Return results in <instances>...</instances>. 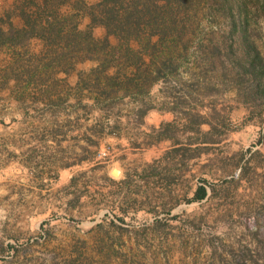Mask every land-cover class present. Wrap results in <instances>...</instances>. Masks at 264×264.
I'll list each match as a JSON object with an SVG mask.
<instances>
[{"label":"rangeland","instance_id":"rangeland-1","mask_svg":"<svg viewBox=\"0 0 264 264\" xmlns=\"http://www.w3.org/2000/svg\"><path fill=\"white\" fill-rule=\"evenodd\" d=\"M99 1L0 0V264H264V0H208L141 88Z\"/></svg>","mask_w":264,"mask_h":264},{"label":"trees","instance_id":"trees-1","mask_svg":"<svg viewBox=\"0 0 264 264\" xmlns=\"http://www.w3.org/2000/svg\"><path fill=\"white\" fill-rule=\"evenodd\" d=\"M230 2L231 0H222L226 5ZM207 3L208 0H100L89 15L91 26L102 25L106 30L101 38V45L109 47L108 54L120 51L119 48L123 46L124 52L127 55L132 52L137 60L127 75L106 73L108 67H104L101 69L102 80L107 81L110 86L131 83L141 88L140 80L151 72L152 62L160 64L169 73L175 72L186 56L183 40L189 38L195 30L199 14L204 12ZM226 13L233 30L240 31V38L244 41L246 15L241 11L239 15H235L230 7ZM110 36L117 40L116 45L110 43ZM132 43H141L142 51L135 50ZM147 56H153L149 63L146 62ZM205 194V187H200L195 198L202 199Z\"/></svg>","mask_w":264,"mask_h":264},{"label":"crops","instance_id":"crops-1","mask_svg":"<svg viewBox=\"0 0 264 264\" xmlns=\"http://www.w3.org/2000/svg\"><path fill=\"white\" fill-rule=\"evenodd\" d=\"M152 114L156 115V117L158 118V123L160 122V120L163 119V111H160V110H156L155 112H153ZM114 135V134H112ZM118 134H115L114 136H112V138L114 139H118Z\"/></svg>","mask_w":264,"mask_h":264},{"label":"bare ground","instance_id":"bare-ground-1","mask_svg":"<svg viewBox=\"0 0 264 264\" xmlns=\"http://www.w3.org/2000/svg\"><path fill=\"white\" fill-rule=\"evenodd\" d=\"M119 173L118 172H114V175L117 176Z\"/></svg>","mask_w":264,"mask_h":264}]
</instances>
